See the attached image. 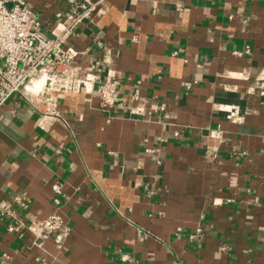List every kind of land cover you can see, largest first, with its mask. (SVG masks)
I'll use <instances>...</instances> for the list:
<instances>
[{
	"label": "crops",
	"instance_id": "crops-1",
	"mask_svg": "<svg viewBox=\"0 0 264 264\" xmlns=\"http://www.w3.org/2000/svg\"><path fill=\"white\" fill-rule=\"evenodd\" d=\"M88 1L96 10L66 44L74 67L120 81L126 103L67 97L49 132L23 94L0 109V206L32 201L23 237L0 220V256L264 264V0ZM26 2L47 37L63 29L71 0ZM55 198L68 235L35 236Z\"/></svg>",
	"mask_w": 264,
	"mask_h": 264
},
{
	"label": "built area",
	"instance_id": "built-area-1",
	"mask_svg": "<svg viewBox=\"0 0 264 264\" xmlns=\"http://www.w3.org/2000/svg\"><path fill=\"white\" fill-rule=\"evenodd\" d=\"M96 5L88 0H71L67 20L63 29L54 37H47L42 31L38 15L32 11L26 0H0V109L16 94H23L31 103L34 111L40 115L38 126L49 132L54 122L60 117L59 101L67 97L85 96L92 101L98 99L101 108L113 109L124 107L126 101L120 95V81L103 80L90 72L81 75L74 67L79 53L67 47V42L80 25L90 18ZM235 56H242L236 52ZM44 80L42 90L28 91L33 83ZM264 96V82L260 86ZM139 99L136 90L132 101ZM227 119L239 117V109L231 108ZM52 190L62 194V185L54 183ZM55 212L49 217L34 223V235L62 233L67 236L64 219L60 214V201L55 198ZM32 201L26 194L15 197L8 207L0 206V220L6 219L7 232L19 237L29 231L25 220L18 216V211H29ZM202 237V229L189 236L191 241ZM122 262H132L130 255L120 256ZM11 257L0 256V263L7 264Z\"/></svg>",
	"mask_w": 264,
	"mask_h": 264
},
{
	"label": "bare ground",
	"instance_id": "bare-ground-1",
	"mask_svg": "<svg viewBox=\"0 0 264 264\" xmlns=\"http://www.w3.org/2000/svg\"><path fill=\"white\" fill-rule=\"evenodd\" d=\"M44 83H45L44 80L37 81V82L33 83L32 86L29 87L28 91L37 92L39 90H42Z\"/></svg>",
	"mask_w": 264,
	"mask_h": 264
}]
</instances>
